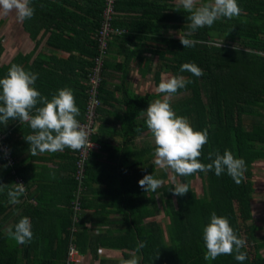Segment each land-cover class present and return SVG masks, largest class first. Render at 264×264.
I'll list each match as a JSON object with an SVG mask.
<instances>
[{"label": "trees", "instance_id": "1", "mask_svg": "<svg viewBox=\"0 0 264 264\" xmlns=\"http://www.w3.org/2000/svg\"><path fill=\"white\" fill-rule=\"evenodd\" d=\"M130 1L128 6L135 7L139 12L129 13L130 18L126 19H122V14L118 13L127 11L123 6L127 1H114L115 14L110 24L117 33H112L108 38L106 52L98 69L95 60L99 55L98 36L105 0H31L34 15L22 21V27L31 40L39 41L48 35L47 47L67 54L66 57L53 55L56 64L75 60L79 69V77L69 80L62 67L54 66L57 81L47 84L45 90L48 98L58 94V90L67 88L68 82L79 90L75 95L80 109L77 119L82 125L89 126V141L98 146L97 149L88 150L84 161V183L93 177L95 167L89 161L99 151L107 156L101 166L110 173L114 172L119 179L120 188L115 193L119 199L120 232L116 236L110 232L95 235L89 233L83 222H79L71 242L76 245L80 255L88 252L93 259H96L100 247H108L121 250L125 259L127 252L134 254L140 264H263L264 257L260 250L264 243L255 237V226L247 223L252 219L251 167L256 161L264 159V0H237L241 9L239 16L221 18L211 27L205 26L195 31L189 27V13L182 8L175 10L178 3L173 0ZM166 31L175 34H166ZM180 35L198 43L195 47L185 48L180 42ZM118 41L124 44L125 49H128L126 43L135 48L139 46L138 56L136 51L128 52L132 58H137L140 76L151 75L153 88L158 89L162 76L170 78L182 75L192 81L171 94L173 100H169V103L178 116L188 118L194 130H207L208 143L204 145L199 158L202 163H211L208 159L210 152L223 155L225 150L245 160L246 172L239 185L226 171L217 176L213 169L190 176H179L171 170L180 183L189 185L191 180L199 178L203 189L200 196L191 187L183 196L174 195V186L168 182L156 192L146 193L139 186V181L147 174L163 181L167 176L165 171L156 173V145H150L153 135L146 125V110L150 103L169 94L154 91L143 95L131 93L126 80V69L131 59L126 56L124 63L118 66L121 73L119 85L109 88L105 79V72L109 68L106 58L109 44ZM142 52L150 55V58L141 59ZM17 56L8 65H0V78L7 75L13 64H17ZM185 63H195L203 70V75L196 77L190 72H181L180 68ZM94 77L98 79L94 96L97 104L88 109L93 86L90 81ZM118 92L121 93L120 111L115 108ZM112 119L117 127H113ZM245 119L247 125L244 124ZM19 123V120L10 119L7 125L0 124L4 144L14 158L21 140L14 139L13 142L12 136L22 128L18 127ZM114 134L118 137L117 142L109 140ZM25 137L24 141L27 142ZM49 155L58 158L60 172L67 171V175L62 176V182L70 184L69 192L72 194L76 187L74 176L77 163L81 160V151L65 148ZM15 176L21 177L17 163L13 161V166H8L0 153V185H6L0 189V264H21V261L22 264H64L70 239L67 232L70 226L69 210H61L66 215V222L60 238H57L55 252L47 253L41 249L45 239L33 225L34 218L41 215L34 211L36 207L29 206L31 212L28 213L23 210L14 218L11 229L2 232L8 215L17 206L13 204L14 207H11L8 197ZM40 182L51 187L47 178H40ZM40 188L44 189L42 186ZM33 200L39 206H47L41 199V193ZM213 211L218 216L227 217L237 236L246 241L241 249L247 253L243 262L234 258L235 253L220 255L215 260L204 259L206 246L203 229L210 223ZM160 212L168 220L166 238L161 225L153 220ZM25 216L30 218L33 238L26 244H18L9 236V232L14 231L15 225ZM141 241L146 246L138 250Z\"/></svg>", "mask_w": 264, "mask_h": 264}, {"label": "clouds", "instance_id": "2", "mask_svg": "<svg viewBox=\"0 0 264 264\" xmlns=\"http://www.w3.org/2000/svg\"><path fill=\"white\" fill-rule=\"evenodd\" d=\"M31 0H0V12L7 15L15 12L20 21L31 19L34 8ZM183 9L189 13L188 20L191 30L211 27L221 18L231 19L239 16L241 9L237 0H178L175 10ZM171 35V33H170ZM185 48L195 47L198 41L179 36ZM181 72H190L196 77L203 75V70L195 63H185ZM38 74L26 71L23 66L13 64L7 75L0 78V124L7 125L8 121L19 120L27 123L32 134L25 137L29 143L32 156L45 152L55 153L65 148L81 151L89 145V131L77 119L80 109L76 104L72 89L62 88L51 100L43 96L35 87ZM192 81L184 76H162L158 85L159 93L169 96L183 89ZM42 105L37 107V105ZM35 111V114L31 113ZM143 114V113H142ZM146 125L155 141V164L161 168L171 169L179 176H190L197 172H208L214 169L220 176L225 171L232 180L239 185L246 172V162L243 158H236L230 150L223 155L219 152L209 153L211 163L200 161L202 149L208 143L207 130L197 131L191 126L187 117L178 116L169 103V98L157 99L149 104L146 110ZM140 131L139 128L136 129ZM214 157V158H213ZM164 181L152 174L145 175L139 186L146 193L156 192ZM6 185H0V189ZM173 194L183 196L189 192V185L178 183L174 185ZM26 193L23 183H13L8 191L9 203L19 204L20 198ZM9 236L18 244H26L33 238L32 225L29 217H23L15 225ZM203 240L206 246L205 260H215L220 255H233L237 261L243 262L247 253L241 251L246 241L239 238L230 225L227 217L218 216L212 212L210 223L203 229ZM146 246L141 241L138 250ZM121 264H140L137 256L122 260Z\"/></svg>", "mask_w": 264, "mask_h": 264}, {"label": "crops", "instance_id": "3", "mask_svg": "<svg viewBox=\"0 0 264 264\" xmlns=\"http://www.w3.org/2000/svg\"><path fill=\"white\" fill-rule=\"evenodd\" d=\"M126 1V6L125 3L123 6L127 11L118 13L122 14L120 15L122 19L130 18L129 13L135 14L139 12L135 7L128 6V4L131 3L130 0ZM13 13V15L11 13L7 15L2 13L1 15V17L4 16L6 19L3 17L0 20V39L2 45L0 65H8L17 55L24 56H17L18 60L16 65L19 64L23 66L26 71L38 74V78L34 87L43 96H46L45 89L48 87L47 84L54 83V80L57 81L55 79V74L57 73H55L54 66L59 65L62 67V69L65 71V76H68L69 80L77 79L79 77V69L77 64L74 62L75 60H71L67 63L60 61L56 64L53 55H62L66 57L67 54L61 51H54L47 47L46 39L48 35L43 36L41 39H39V41H37V39L31 40L28 33H26L22 27V21L18 19L15 12ZM124 13H128V15H124ZM169 33L175 34L173 31H166V34ZM133 44L138 45L136 41H133ZM125 46L128 49H125L124 44L120 41L113 44L111 42V44H109L108 55L106 58L109 68L105 72V79L109 85V88L119 85L121 73L118 72V66L124 63L126 56L131 59L126 69L128 70L126 77L128 90L131 93L137 95H143L146 92H150L153 89L151 75L148 74L144 77L140 76V67H138L139 63H137L138 60L137 58H132V55L128 52V50L136 51V55L138 56L140 49L139 46L135 48V46L128 43H126ZM25 56L29 58H25ZM140 58H150V55L142 52L140 54ZM28 68H31V70H28ZM50 73L51 75L49 76ZM147 78L148 80H146ZM65 79L66 78H64L63 81ZM74 84L76 83L74 82ZM67 88L74 90V96L79 91L77 90V87L75 85H71L70 82H68ZM115 98L117 100L115 104V108L117 109L116 111H120L122 109L120 104L121 93H116ZM48 99L51 100V98ZM40 106L42 105H37V107ZM31 114L34 115L35 111L33 110ZM112 123L113 127H117V123L113 119ZM18 127L22 128L12 136L13 142L14 139L21 140L17 147L16 158L9 154L8 147L4 144V140L3 146L7 149L9 159L6 158V155L1 150L0 153L3 155V159L8 166H13V161L17 163L18 172L21 174V177L15 176L14 183H19V181L23 180V184L26 187V193L22 196L24 199L22 200L20 198V203L15 204L17 206L8 215L7 221L2 226V232L6 233L11 229L14 218L23 213V210L24 213H28L31 212L29 206L36 207L37 209H34V211L41 213V215L34 218L33 225L36 226L35 228L37 232H41L44 235L43 236L41 234L45 239L44 245L41 249L47 253L55 252L57 251V238H60L62 233L61 231L63 230L66 222V215L62 213L61 210H69L70 226L68 227L67 232L70 234V239L67 245V253L69 247L73 246L77 253L75 258L78 260V262H69L67 259L68 256L66 254L64 264H90V261H92L91 263L93 264H114V254L120 252L121 250L100 247L97 250L96 259H93L88 252L84 255H80L76 245L71 242L73 234L77 232L79 222H83L89 233L95 235L99 232H110L116 236V234L120 232L121 226L119 221L121 219V215L118 208L119 199L118 194L115 193V191H118L120 188L118 183L119 179L115 176L114 172L110 173L108 172L109 170L101 166V162H105L106 160V153H100L99 151L97 152L96 157L89 161L95 167L92 170L93 177H87V183H84V181L80 184L76 182L75 190H73L71 194V192H69L70 184L62 182V176H66L67 171L60 172L57 166L59 165L58 158L52 157L49 155V152L38 154L36 156H32L31 153L29 154L30 146L28 142L24 141L23 136L32 134V130L27 123L20 122ZM117 138L118 137L114 134L112 135V138H109V140L117 142ZM48 159H52V161H49ZM56 170H58V172H56ZM11 173L15 174L14 170H11ZM40 178L49 179L51 187H47L44 182H40ZM110 179L112 180L111 182ZM41 186L44 187V189H41ZM40 193L41 199L47 203V206L46 204L45 206H39L36 204V202H34L33 197H38ZM76 197H78L79 210L74 212L72 206L76 201ZM11 207H14L13 204ZM47 240L48 242H46ZM123 259L127 260L131 259V257Z\"/></svg>", "mask_w": 264, "mask_h": 264}, {"label": "rangeland", "instance_id": "4", "mask_svg": "<svg viewBox=\"0 0 264 264\" xmlns=\"http://www.w3.org/2000/svg\"><path fill=\"white\" fill-rule=\"evenodd\" d=\"M173 2L178 3V0H173ZM201 2H204V0H201ZM11 14L13 15L14 13H11ZM1 15H2V12H0V17ZM3 17L4 16H2L0 20ZM4 18L6 19V17ZM146 80H148V78ZM151 91H154L156 93L158 92L156 88H153ZM165 97H168L169 100H173V98H171V96L169 95H165L159 99H163ZM244 124L247 125L246 119L244 121ZM154 144H155L154 137L151 136L150 145H154ZM140 145H143V143H141ZM154 161H155V158H154ZM251 170L253 172V175H252L253 193H252V199H251L252 219H250L247 225L251 224L255 226V237L260 243L261 242L264 243V159L258 160L255 163H253ZM158 171L167 172V176L164 181V184L168 182L174 186L175 184L180 183L178 179L174 178L171 172V169L166 170L165 168H161L160 166L156 165V173H158ZM189 185H190L189 187H191L197 195L200 196L202 194L203 192L202 181L199 178H194L193 180H191L189 182ZM153 220L157 221L161 225L162 229L164 230V236L166 238V226L168 223L167 218L164 217V215L160 212V214L156 216L155 218H153ZM127 254H128V258L130 257L132 258L134 255L130 252H128ZM260 254L264 257V247L260 250ZM114 256H115V259L113 260L114 264H121V261L124 260L123 259L124 257L121 251L118 253H115ZM91 262L92 261H90V264H93Z\"/></svg>", "mask_w": 264, "mask_h": 264}, {"label": "built area", "instance_id": "5", "mask_svg": "<svg viewBox=\"0 0 264 264\" xmlns=\"http://www.w3.org/2000/svg\"><path fill=\"white\" fill-rule=\"evenodd\" d=\"M114 1L115 0H105L104 4V9H103V21L101 23V28L98 36V51L99 55L96 57L95 64H96V69L102 64L103 57L106 52L107 48V40L110 37L112 33H117L115 29L111 27V19H113V16L115 14L114 11ZM92 83V89L90 91L89 95V102H90V107L88 109H91L97 104V101L95 99V88L97 87L98 79L97 78H91ZM94 87V88H93ZM90 132L89 126L84 125ZM3 140H4V135L0 134V150L6 155V158L9 159L8 154H7V149L3 146ZM98 146L92 144L89 141V145L86 149L81 150V160L77 163V170L75 171V176L74 179L77 183H82L83 182V174H84V161L86 159V156L88 154L89 149H97ZM20 183V181H19ZM73 210L74 212H77L79 210V203H78V197H76V201L73 204ZM76 251L73 246H70L68 249V261L72 263H77L78 260L75 258L76 257Z\"/></svg>", "mask_w": 264, "mask_h": 264}, {"label": "water", "instance_id": "6", "mask_svg": "<svg viewBox=\"0 0 264 264\" xmlns=\"http://www.w3.org/2000/svg\"><path fill=\"white\" fill-rule=\"evenodd\" d=\"M264 264V263H263Z\"/></svg>", "mask_w": 264, "mask_h": 264}]
</instances>
